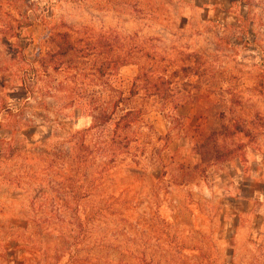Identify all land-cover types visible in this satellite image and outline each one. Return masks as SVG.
I'll use <instances>...</instances> for the list:
<instances>
[{
  "label": "rangeland",
  "instance_id": "374dc122",
  "mask_svg": "<svg viewBox=\"0 0 264 264\" xmlns=\"http://www.w3.org/2000/svg\"><path fill=\"white\" fill-rule=\"evenodd\" d=\"M11 1L0 24L13 13L22 26L0 31V264H264V0ZM56 32L117 61L99 81L116 97L144 66H196L163 94L201 104L162 107L141 89L128 108L144 123L116 140L114 123L88 130L61 87L72 72L41 64ZM214 148L234 155L202 157Z\"/></svg>",
  "mask_w": 264,
  "mask_h": 264
},
{
  "label": "trees",
  "instance_id": "16d2710c",
  "mask_svg": "<svg viewBox=\"0 0 264 264\" xmlns=\"http://www.w3.org/2000/svg\"><path fill=\"white\" fill-rule=\"evenodd\" d=\"M8 4L13 7L16 12L19 10L18 0H12ZM2 10L3 3H0V15ZM7 15L13 20V22L8 25L0 24V31H17L18 27L22 26L18 21L17 16L13 13H8ZM3 20L4 19H0V22H4ZM49 44L50 47H52V50L46 56L41 58V64L46 70L52 68L57 72H72V84L65 85L64 83L61 84V87L65 91L73 92L74 96H71L73 97L72 105H76L83 110V113L92 117L93 124L88 130H95L114 123L115 126L112 139L116 140L122 130L130 128L138 123H144L145 118L142 109L135 107L128 108L132 97L138 94L141 89L144 91H158V93H156L157 99L154 101L160 103L162 107H166L169 102H174L175 107L179 104L188 102H199L201 104V98L203 97L186 95V89H183L184 92L175 99H171V97L168 96V93L163 94V91L168 92L169 90L172 92L174 83L178 88L179 86L182 87L187 82V78L190 75L200 78L201 74L199 71L193 72V68L196 66H192L191 64L184 65L174 71H171L164 66H161L156 70L147 69L144 66L133 83L130 96L119 95L116 97L115 93L117 90L112 88L110 82H104V84L99 82L100 78L106 76L109 70L115 68L116 60L112 61V59H109L108 62H103L99 56V52L92 51V49L95 48H87V50L82 49L77 45L70 32L52 33L49 38ZM93 52L96 53L97 57H95L93 59L94 62L90 64L89 58L94 56ZM193 57L194 55H188V58L185 59L191 61ZM149 70L151 71L149 72ZM157 72L163 73L157 77L152 75ZM98 86H101V88H95ZM105 91L108 92V95H104ZM187 93H190V91H187ZM120 106L125 107L121 115H119ZM200 118H203V114ZM215 138L216 137H214V139ZM233 153L234 152L231 149H225L221 153L214 148L206 149L201 155L207 161L213 162L222 158L231 157L234 155Z\"/></svg>",
  "mask_w": 264,
  "mask_h": 264
}]
</instances>
